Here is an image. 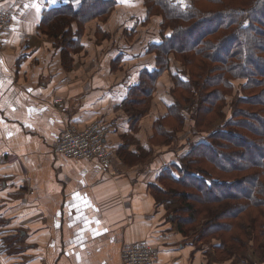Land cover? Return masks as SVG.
<instances>
[{"label": "trees", "instance_id": "1", "mask_svg": "<svg viewBox=\"0 0 264 264\" xmlns=\"http://www.w3.org/2000/svg\"><path fill=\"white\" fill-rule=\"evenodd\" d=\"M137 1L143 24L160 21L147 49L155 67L142 69L128 90L124 105L136 112L117 155L136 163L155 146L181 145L151 186L157 204L186 239L212 243L217 261L264 264V0ZM119 4L69 0L44 11L39 30L71 69L85 50L86 25L98 20V37L108 38L105 26ZM124 57L114 59L116 67ZM165 76L171 102L153 120L146 151L138 136L142 119Z\"/></svg>", "mask_w": 264, "mask_h": 264}, {"label": "crops", "instance_id": "2", "mask_svg": "<svg viewBox=\"0 0 264 264\" xmlns=\"http://www.w3.org/2000/svg\"><path fill=\"white\" fill-rule=\"evenodd\" d=\"M56 2L0 0L14 14L0 39V264H122L133 242L159 248L154 264H212L210 252L169 221L151 189L181 148L155 146L151 157L129 164L117 155L133 115L124 105L129 76L101 56L97 64H61L55 42L39 30ZM57 98L67 112L54 105ZM95 120L119 129L110 139L117 156L109 171L55 152L67 121ZM151 135L152 127L147 139L138 135L146 151Z\"/></svg>", "mask_w": 264, "mask_h": 264}, {"label": "rangeland", "instance_id": "3", "mask_svg": "<svg viewBox=\"0 0 264 264\" xmlns=\"http://www.w3.org/2000/svg\"><path fill=\"white\" fill-rule=\"evenodd\" d=\"M119 2L120 4L118 5L116 12L108 22V25L105 26L111 37H98V20H92L86 25L84 42L87 46V51L81 52L77 55L76 64H97V58L99 56L102 57L101 60L105 62L104 64H110L112 61L110 58L115 59L120 53H124L125 57L123 58L122 63L117 64V72L119 73V76H123L122 78H125L126 75H128V81L130 82L129 85H132L138 81L142 69L151 70L155 67L154 56L147 53V49L149 44L158 38L160 21L156 18L149 24H143V13L145 10L141 6L140 1L119 0ZM66 3V0H57L55 4H52L51 8ZM102 63L103 62H101V64ZM180 70L181 67L179 65H174V72ZM170 80L171 78L169 76L162 78L159 92L153 103L152 113L148 117L142 119L140 131H143L144 140L149 137L153 118L163 115L165 112V105L170 104L171 102ZM126 111L134 114L136 108L126 107ZM186 134H183L184 138L182 137V140L188 138ZM181 144L183 145L184 142ZM179 147L181 148V145H179ZM114 155H116V153H114ZM188 240L193 241V238H188ZM195 244L199 248H210L208 251L210 252L211 262L214 264L226 262L233 264V260L223 262L217 261L215 255L211 252L212 243L207 245L202 242H196Z\"/></svg>", "mask_w": 264, "mask_h": 264}, {"label": "built area", "instance_id": "4", "mask_svg": "<svg viewBox=\"0 0 264 264\" xmlns=\"http://www.w3.org/2000/svg\"><path fill=\"white\" fill-rule=\"evenodd\" d=\"M13 23L14 14L10 10L0 8V39ZM54 105L63 113L68 111L62 98L55 99ZM118 131L116 125L105 120H95L84 127L67 121L55 152L67 158L94 162L105 171H109L114 159L110 139L111 135ZM109 173L116 175V171ZM159 254V248L150 242H133L122 251L121 262L122 264H154L158 261Z\"/></svg>", "mask_w": 264, "mask_h": 264}, {"label": "snow or ice", "instance_id": "5", "mask_svg": "<svg viewBox=\"0 0 264 264\" xmlns=\"http://www.w3.org/2000/svg\"><path fill=\"white\" fill-rule=\"evenodd\" d=\"M37 10H39V9H37Z\"/></svg>", "mask_w": 264, "mask_h": 264}]
</instances>
